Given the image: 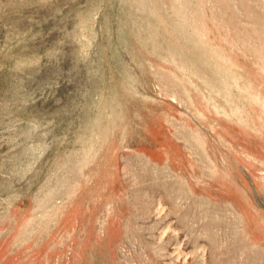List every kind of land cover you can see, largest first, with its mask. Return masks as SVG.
Returning <instances> with one entry per match:
<instances>
[{"label":"rangeland","instance_id":"1","mask_svg":"<svg viewBox=\"0 0 264 264\" xmlns=\"http://www.w3.org/2000/svg\"><path fill=\"white\" fill-rule=\"evenodd\" d=\"M0 264H264V0H0Z\"/></svg>","mask_w":264,"mask_h":264}]
</instances>
